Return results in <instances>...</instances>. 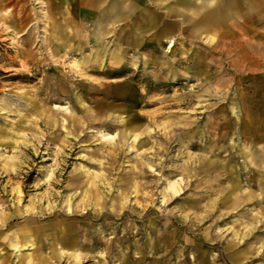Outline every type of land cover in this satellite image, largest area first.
<instances>
[{
	"label": "rangeland",
	"instance_id": "rangeland-1",
	"mask_svg": "<svg viewBox=\"0 0 264 264\" xmlns=\"http://www.w3.org/2000/svg\"><path fill=\"white\" fill-rule=\"evenodd\" d=\"M215 2L83 66L0 0V264H264V0Z\"/></svg>",
	"mask_w": 264,
	"mask_h": 264
},
{
	"label": "crops",
	"instance_id": "crops-1",
	"mask_svg": "<svg viewBox=\"0 0 264 264\" xmlns=\"http://www.w3.org/2000/svg\"><path fill=\"white\" fill-rule=\"evenodd\" d=\"M45 1L40 0L42 4H48L52 0ZM58 1L62 7L63 0H55ZM213 1H216L213 8H222L223 0H74L79 6L76 10L74 7L75 11L73 10L70 15L64 14L67 19L65 23L72 25L73 17L77 18L84 14L92 19V29L71 26L68 31L61 22L52 23L54 35L49 37L53 41L49 51L53 52L54 56L61 52L70 54L71 51H80L79 59L83 61V66L88 65L93 52L97 55L96 61L105 58L109 61L111 59L123 61L127 49L132 45L130 43L123 45L122 29L114 31V40L109 44L106 37L110 31L106 26L110 23L124 24L128 28L126 33L131 34L174 33L178 31L174 27H181L184 20L190 16L188 12L199 8L207 9L211 7ZM60 10L62 11V8ZM44 14L49 18L47 12ZM86 44L92 47V52H81ZM171 46L172 40H169L168 47ZM38 231L39 229H29L28 235ZM26 246L32 247L33 244L25 243L22 247Z\"/></svg>",
	"mask_w": 264,
	"mask_h": 264
},
{
	"label": "bare ground",
	"instance_id": "bare-ground-1",
	"mask_svg": "<svg viewBox=\"0 0 264 264\" xmlns=\"http://www.w3.org/2000/svg\"><path fill=\"white\" fill-rule=\"evenodd\" d=\"M103 138V137H102ZM109 137L108 136H105L103 139L104 140H107ZM28 247H30V246H28Z\"/></svg>",
	"mask_w": 264,
	"mask_h": 264
}]
</instances>
